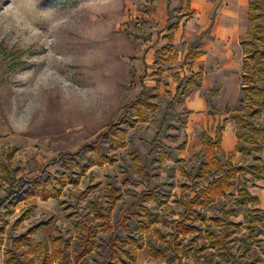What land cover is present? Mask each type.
I'll list each match as a JSON object with an SVG mask.
<instances>
[{
	"label": "rangeland",
	"instance_id": "374dc122",
	"mask_svg": "<svg viewBox=\"0 0 264 264\" xmlns=\"http://www.w3.org/2000/svg\"><path fill=\"white\" fill-rule=\"evenodd\" d=\"M166 6L164 0H0V163L17 148L10 182L13 178L80 177L79 185H68L60 199L48 203L33 200L16 209L6 221L0 264H7L8 249L19 262L28 264L36 255L30 249L36 250L43 241L58 236L70 240L74 251L83 235L81 217H92L93 206L106 208L112 188L121 196L112 214L115 229L99 232V248L84 264H107L115 236L156 249L171 248L167 258L176 255L178 264H233L220 250L204 247L196 234L177 237L173 222L180 219L184 204L195 195L198 184L194 173L205 161L203 134L211 132L231 112L244 111L247 100L241 72L245 58L243 63L242 58L237 61L241 62L238 68L224 70L219 60L215 66L206 58L184 64L191 45L209 50L216 39V28L199 39L214 13L217 25L226 16V0H207L204 11L195 5L196 18L178 34L175 59L157 82L156 61L166 45L167 27L175 22L182 3L169 4L170 14ZM233 51L234 47L228 52ZM200 68L203 81H210L209 87L200 77L191 79ZM158 83L159 109L151 122L129 130L128 146L116 153L114 165L84 171L96 145L110 154L111 133L126 127L125 117L133 118L131 104L146 89L152 95ZM180 85L186 92L170 108ZM230 96L233 101L228 100ZM215 107L225 115L223 118L214 114ZM258 124L264 127V114ZM228 156L221 155V159L226 161ZM238 163L241 161L236 160ZM1 175L0 166V198L9 184ZM97 185L87 199L80 198L86 188ZM237 195L235 187L204 212L217 218L234 211L229 220L241 227L233 236V253H242V260L252 264L256 255L264 259V244H258L264 243V235L256 238L247 230V208L233 207ZM137 196L152 197L151 202L144 203L152 227L142 231L138 222L144 217L139 215L130 217L126 231L117 228ZM30 206L34 208L30 220L14 227ZM48 220L50 225L33 236L32 244H13V239ZM197 226L206 230L201 223ZM245 244L251 251L243 257ZM145 258L144 264L166 261L151 260L148 255Z\"/></svg>",
	"mask_w": 264,
	"mask_h": 264
},
{
	"label": "trees",
	"instance_id": "16d2710c",
	"mask_svg": "<svg viewBox=\"0 0 264 264\" xmlns=\"http://www.w3.org/2000/svg\"><path fill=\"white\" fill-rule=\"evenodd\" d=\"M190 12H186L178 17L175 24L170 25L169 34L166 39L168 44L164 47L157 59L158 71L157 74L161 76L166 71V63L171 60L170 55L174 52L172 44L174 31L179 27L180 22ZM250 19L252 25L248 34L242 38V45L244 47L245 62L243 73V92L247 103L243 112H233L230 117L235 120L237 125L238 143L236 152L244 154L246 157L256 154L253 166H238L231 160L222 162L219 154L222 153V132L220 128L215 133V138H212L208 133L204 134V157L205 161L196 169L194 179L197 180L198 186L195 189V196L185 203V212L180 219L173 222L177 237L189 236L196 234V240L203 239L204 247L209 246L212 250H220L222 254L229 257L233 264H246V260H242L241 255L233 253L234 246L233 236L236 235V230L241 225L229 220V217L234 215L233 210L224 212L223 217L211 218L204 212V210L219 201L220 198H226L234 187L238 188V195L233 202V207L242 206L247 208V225L252 236L256 238L264 235V215L259 209H251L249 206H256L258 198L253 196L248 185L252 179H260L264 172V128L258 125V119L264 111V0H250ZM201 56L200 52L191 49L186 55L185 61H193ZM154 93L150 95L149 89H146L138 100L131 104L130 109L133 112V118L125 117V128L117 127L116 132L111 133V147L108 154L104 149L95 146L92 154L93 157L85 165L84 171H89L93 167L102 168L106 164L114 165L117 162L116 153L120 149H125L128 144L126 137L130 129H135L139 124H146L151 121L152 115L156 113L159 108L157 102L159 98V84L154 89ZM185 94V88L182 85L177 90V95L170 108L174 106L175 100L180 95ZM147 95H149L147 97ZM184 146L182 147V149ZM17 149H13L7 155V165H4V177L6 181H10L11 174L15 171L10 169L13 163ZM113 154V155H111ZM78 175V174H77ZM49 177L47 179H13L6 188V195L0 199V250L4 244V234L6 233V221L8 218L16 214V209L24 203L30 204L33 198H38L42 202H49L50 200H58L62 196L63 190L68 185L78 186L80 177ZM211 180V181H209ZM207 181L206 186H201L199 182ZM99 185L86 188L80 195L81 199H87ZM117 189L112 188L108 196L107 207L98 209L94 207L92 217L82 216L81 229L83 235L79 238V243L74 251H71L73 245L70 240H65L64 237H53L50 241H43L37 246L36 250L30 249L31 254H36L28 261V264H84L86 259L92 255L94 250L99 248L98 234L113 231L115 228L112 222V214L119 203L121 196ZM152 201L151 196H137L132 209L125 211L117 228H122L124 231L128 228L130 217L142 216L143 220L138 222L139 228L142 231H148L152 227V223L148 221L151 215L148 214L144 203ZM2 209H5L2 214ZM33 214V208L29 207L21 216H19L14 227L21 226L28 221ZM51 221L41 222L33 226L26 235L13 239L14 245H19L23 241L32 244L35 236L42 228L49 226ZM201 223L206 227L203 231L197 224ZM216 226V228L213 227ZM259 246H263V241H259ZM13 245V246H14ZM148 252L151 260L165 261L175 263L177 256L168 259L167 255L171 248L156 249L148 244L139 243L135 239L127 238L122 240L115 236L111 241L110 252L108 255L107 264H132L138 261V252L144 250ZM251 251L248 244H245V251L243 257ZM72 252V253H71ZM8 256L7 264H24L19 262L11 251L6 250ZM23 256L24 253H22ZM252 264H264V259L256 255Z\"/></svg>",
	"mask_w": 264,
	"mask_h": 264
},
{
	"label": "crops",
	"instance_id": "0c3cea01",
	"mask_svg": "<svg viewBox=\"0 0 264 264\" xmlns=\"http://www.w3.org/2000/svg\"><path fill=\"white\" fill-rule=\"evenodd\" d=\"M177 1L178 0H164L165 5H167L166 7H168L167 10H168L169 14L172 12L171 10H169V4H171V3L174 4ZM180 1L182 3V7L177 12V14L174 16L175 22L170 23L169 26L167 27V34L164 36V39L166 41V45L164 47H166L167 44H168V40L166 39V37L169 34L170 25L177 23L178 17L180 15H182V14H184L186 12H190L191 14H190V16L185 17L180 22L179 27L174 31V37H173V41H172V44L174 46V52L170 55L171 60L166 63V71L161 76H159L157 74L158 65H157V61H156L157 70L155 72V75L158 77L157 82H159L160 78H162L163 75L167 72V64L172 62L175 59V56H174V53H175V39H177L178 34L180 32H182L183 27L187 23L193 22L195 20V18H196V15H197L198 11H197L195 5L201 6L202 10L204 11L205 10V5H206V2H207V0H180ZM226 3H227V6L225 8L226 16L222 20H220V24L218 23V25H217V23L215 22V14L216 13H214V15H213V17L211 19V22L209 23L208 27L200 35L199 39L203 40L204 38H206L209 35H211L213 29L216 28L215 33L217 34V36H216V39L214 41H211L212 45H210V49L209 50L199 49V48L195 47V45H191L189 47V50L185 54L184 64L190 63L191 65H193L196 61L206 58V60L209 61L210 65H215V66L217 64V61L219 60L221 62L222 68H223L222 70H224L226 68H232L233 66L235 68H238L240 66V63H241V62L240 63H238V62H239V59H241V58H242V63H243V58H246V57H245V53H244V47H243L241 41H242V38L245 37L248 34L249 29H250V27L252 25V22H251V19H250V0H226ZM169 19H170V17H169ZM232 47H234V51L232 53H229L228 51ZM162 49L160 50V53H161ZM191 49H193V50H195L197 52H200L201 56L198 57L197 59L193 60V61H185L186 60L185 59L186 55L188 54V52ZM244 62H245V59H244ZM243 73H244V70H242V72H241L242 90H243ZM203 76H204V71H203L202 68H200L197 73L192 75L191 79L195 80L196 77H200V80L203 81ZM203 82H204L205 87H209L210 86L209 85L210 84L209 80L207 81V80L204 79ZM158 84H159V92H160V83H158ZM158 84L156 86H158ZM182 87L186 88L183 85H182ZM178 88H177V90H178ZM177 90H176V95H177ZM233 99H234V97L230 96L228 100H230V101L232 100L233 101ZM205 110H208L207 105L205 107ZM231 113H233V112H231ZM231 113L229 114L228 118H224V119H222V121L219 120L217 125L214 128H212L211 132H205L204 134L208 133L212 138H215L216 131L218 129H220V128H223V132H222V136H223V138H222V153L219 154L220 159H221V155L230 154V156H228L226 161L231 160L235 165H238V166H242V165L253 166L254 163H255V159L258 157L256 154H253L252 156L246 157L244 154L236 152V146H237V143H238L237 125H236L235 120L230 117ZM189 114H192V112H189ZM214 114L216 116L220 117V118H223L225 116L221 112V110L219 108H216V107H215ZM263 114H264V111H263L261 117L263 116ZM151 120H152V118H151ZM204 134H203V143H204ZM183 146H184V148L182 149ZM186 146H187V143L185 142L180 147V149L182 151H185ZM13 149H17V148H13ZM13 149H11L8 152V154ZM17 152H18V149H17ZM7 155L5 156V158L0 163V166H1V169H2V175L1 176H2V178L4 180V182L10 183V181L9 182L6 181V178L4 177V165H7ZM15 156H16V154H15ZM15 156L13 157V160H12L13 163H14V160H15ZM262 158H264V155L262 156ZM236 160H240L241 164L240 163L236 164ZM250 160H252V161H250ZM226 161L222 160V162H226ZM13 163L10 166V169H11V167H13ZM12 175L13 174H11V176ZM11 176H10V178H11ZM15 179H17V178H15ZM248 179L250 180V183L248 185V189H249L250 193L253 196L258 198V204L256 206H249V207H252L251 209H255V208L259 209L262 212V214L264 215V172L261 174V178L260 179H252L251 176H248ZM209 181H211V180H209ZM206 183L208 184L207 181H206ZM206 185H204V186H206ZM8 186H9V184H8ZM7 187H4V189H3L4 193H5L3 197H5V195H6L5 190H6ZM3 197H1L0 199H2ZM221 199H225V198H220L219 201ZM33 200L40 201L38 198H33L31 200V202ZM31 202H30V204H31ZM40 202H42V201H40ZM42 203H48V202H42ZM22 204H24V203H22ZM30 204H28V205H30ZM28 205H25V206H28ZM184 206H185V204H184ZM30 207H32V206H30ZM3 211L5 212V209H2V212ZM33 211H34V208H33ZM146 255H148V252L146 251V249L140 250L138 252V261H137L138 264H139V262H140V264H144L145 259H146L145 258ZM142 256H144L143 259H142ZM149 258H150V256H149Z\"/></svg>",
	"mask_w": 264,
	"mask_h": 264
},
{
	"label": "built area",
	"instance_id": "2783aa9c",
	"mask_svg": "<svg viewBox=\"0 0 264 264\" xmlns=\"http://www.w3.org/2000/svg\"><path fill=\"white\" fill-rule=\"evenodd\" d=\"M157 264H178V263L160 262V263H157Z\"/></svg>",
	"mask_w": 264,
	"mask_h": 264
}]
</instances>
